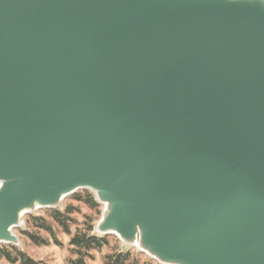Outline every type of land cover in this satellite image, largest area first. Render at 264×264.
Segmentation results:
<instances>
[{
	"label": "water",
	"instance_id": "obj_1",
	"mask_svg": "<svg viewBox=\"0 0 264 264\" xmlns=\"http://www.w3.org/2000/svg\"><path fill=\"white\" fill-rule=\"evenodd\" d=\"M92 190L163 264H264V0H0V244Z\"/></svg>",
	"mask_w": 264,
	"mask_h": 264
},
{
	"label": "rangeland",
	"instance_id": "obj_2",
	"mask_svg": "<svg viewBox=\"0 0 264 264\" xmlns=\"http://www.w3.org/2000/svg\"><path fill=\"white\" fill-rule=\"evenodd\" d=\"M92 194L97 202H89L88 197ZM71 207V209H69ZM59 209L65 212L69 217V231L56 221L51 211ZM104 206L96 197V194L89 189L79 190L67 196L58 206L53 208H43L36 212L26 214L20 227L15 229L20 239V244L15 245L32 258L41 261L42 264H74L73 261L79 260L82 256L85 260L84 264H108L109 256L121 252L129 251L130 256L126 264H163L138 247L128 245L123 251L122 240L115 234H108V243L102 248H93L86 252L77 253L75 247L71 245L70 240L76 231L86 230L92 225L91 235H101L96 230V225L101 219ZM69 210V211H68ZM43 217L50 221L55 228L58 240L57 244L53 236L43 229L34 218ZM28 230L48 240L49 244L38 245L27 237L23 231ZM9 245L7 243L0 244ZM14 245V244H12ZM0 264H12L0 257Z\"/></svg>",
	"mask_w": 264,
	"mask_h": 264
},
{
	"label": "trees",
	"instance_id": "obj_3",
	"mask_svg": "<svg viewBox=\"0 0 264 264\" xmlns=\"http://www.w3.org/2000/svg\"><path fill=\"white\" fill-rule=\"evenodd\" d=\"M88 201L97 204L92 194L89 195ZM69 209H71V207H69ZM51 213L53 217L56 219V221L60 223L68 232L69 217L67 216V214L65 212L60 211L59 209L52 210ZM34 219L38 221L39 225L43 229H45L49 234L53 236V239L57 244L61 243L58 240V237L55 232V228L53 227V224L50 221H48L43 217H38ZM91 230H92V225L89 226L86 230L76 231L73 234L70 243L75 247L77 253L80 254L82 253L83 250L88 252L93 248H102L106 243H108L107 235L105 236L91 235L90 233ZM23 233L38 245L49 244L48 240L42 238L36 233H33L28 230L23 231ZM129 256H130L129 251L127 252L119 251L118 253L109 256L108 264H126V261L129 258ZM0 257H5V259L12 264H42L41 261L32 258L26 252H24L23 250L12 244L3 245L2 247L0 246ZM73 263L84 264L85 260L82 256L79 260L73 261Z\"/></svg>",
	"mask_w": 264,
	"mask_h": 264
}]
</instances>
